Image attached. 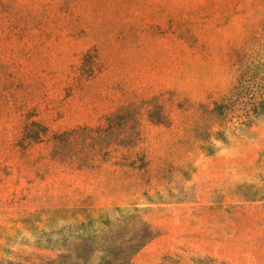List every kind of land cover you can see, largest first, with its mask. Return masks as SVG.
Returning <instances> with one entry per match:
<instances>
[{
    "label": "rangeland",
    "instance_id": "374dc122",
    "mask_svg": "<svg viewBox=\"0 0 264 264\" xmlns=\"http://www.w3.org/2000/svg\"><path fill=\"white\" fill-rule=\"evenodd\" d=\"M254 93L264 0H0V264H264Z\"/></svg>",
    "mask_w": 264,
    "mask_h": 264
},
{
    "label": "trees",
    "instance_id": "16d2710c",
    "mask_svg": "<svg viewBox=\"0 0 264 264\" xmlns=\"http://www.w3.org/2000/svg\"><path fill=\"white\" fill-rule=\"evenodd\" d=\"M245 88L248 89V87ZM236 92H238V89ZM234 94L236 96L237 93ZM241 97L240 96L238 97L239 100H242ZM233 99L234 96L231 99L227 100V104L225 103L216 104L214 111L218 112V115L220 117H226V112H227L226 110H229L230 107L229 103L235 102ZM245 101H246L247 111L245 112L243 117L240 118L241 119L240 124L241 126H246L247 128H250L253 125H255L262 116H264V94L260 95V93H254L252 98L250 97ZM217 136L219 140L226 141L225 138L220 137V133ZM142 223L144 224V228H145V237L142 240H135V239L122 240V241H116L111 239L105 240V244H104L105 248H103L102 251L104 253H108L110 252V248L113 247L116 251L115 252L116 257H115V261H108L107 263H103V264H132L133 257L156 237V233L152 229L151 225L147 223L144 219H142ZM86 241H87L86 246H89L90 248L91 246H94L93 236L92 238L89 237L88 239H86ZM70 253L71 254L67 256H59L57 259L48 260L46 264H102V263L94 262V259L91 255H86L83 257L77 256L73 254L74 252L72 250L70 251Z\"/></svg>",
    "mask_w": 264,
    "mask_h": 264
}]
</instances>
